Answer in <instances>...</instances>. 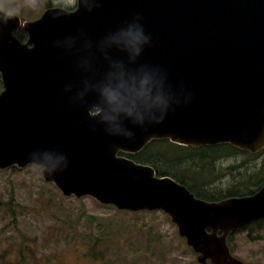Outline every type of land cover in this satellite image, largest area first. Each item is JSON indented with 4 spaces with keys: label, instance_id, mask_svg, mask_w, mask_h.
<instances>
[{
    "label": "water",
    "instance_id": "1",
    "mask_svg": "<svg viewBox=\"0 0 264 264\" xmlns=\"http://www.w3.org/2000/svg\"><path fill=\"white\" fill-rule=\"evenodd\" d=\"M131 25L151 38L139 53L121 38ZM20 26L14 16L0 27V169L26 168L32 152L50 167L65 156L67 167L42 173L66 197L163 211L201 264H247L227 238L264 220V187L207 202L119 153L157 139L264 148V0H78L25 23L26 44L13 36ZM120 85L132 115L91 116L102 89ZM140 91L161 102L141 104Z\"/></svg>",
    "mask_w": 264,
    "mask_h": 264
},
{
    "label": "rangeland",
    "instance_id": "2",
    "mask_svg": "<svg viewBox=\"0 0 264 264\" xmlns=\"http://www.w3.org/2000/svg\"><path fill=\"white\" fill-rule=\"evenodd\" d=\"M76 2L0 0V5L25 20H34L43 14L46 4L67 8ZM228 148L215 149L209 154L229 151ZM207 151L204 149L200 156H205ZM153 159L167 166L157 156ZM212 162L214 165L211 163L204 170L213 171L212 187L210 184L202 187L205 192L224 193L243 177L247 184L241 185L246 193L264 186V151L255 155L232 153ZM236 163L242 164L237 167ZM204 172L200 174L203 181L207 178ZM185 179L189 184L194 182L188 175ZM201 180L197 181L201 183ZM230 243L234 254L243 261L264 264V223L234 234ZM10 262L200 264L197 254L179 235L177 226L166 213H130L102 205L91 197H64L55 186L45 182L41 169L36 166L0 170V264Z\"/></svg>",
    "mask_w": 264,
    "mask_h": 264
},
{
    "label": "trees",
    "instance_id": "3",
    "mask_svg": "<svg viewBox=\"0 0 264 264\" xmlns=\"http://www.w3.org/2000/svg\"><path fill=\"white\" fill-rule=\"evenodd\" d=\"M229 147V151H224L226 153L217 152V154H209L208 156H200V152H204V149H193L191 147H183L176 144H173L169 141H156L152 144H150L147 148H145L142 152L129 156L132 159H135L137 162L148 164L153 166L159 175H170L174 178H176L181 183L187 185L193 192L197 194L198 197L207 199V200H218L229 196H237L244 194L246 191H244L241 184H247L244 177L241 181H236V183L231 184L230 188H238V189H230V190H224V193H209L205 192V188L207 185L210 184L212 187L213 180L211 179V176L213 174V171L205 170V167H207L209 164H213V160H216L221 155L225 156H232V153H241L239 150L232 148L230 146H222V148ZM221 147H215L211 148L213 150L220 149ZM224 153V154H222ZM158 157V159L161 160V163H165L167 166H162L159 163L154 161V157ZM235 158V157H234ZM207 160H210L209 162H206ZM242 163L236 164L237 167L241 166ZM194 171V173H193ZM204 172L207 176L206 180H201V173ZM185 175H188L191 177L196 183L189 184L186 179ZM242 178V177H241ZM201 180L199 183L197 180ZM200 186H198V185ZM239 184V185H238ZM219 188V185H217L216 189ZM204 189V190H203ZM94 257L97 259L98 256L94 255Z\"/></svg>",
    "mask_w": 264,
    "mask_h": 264
},
{
    "label": "clouds",
    "instance_id": "4",
    "mask_svg": "<svg viewBox=\"0 0 264 264\" xmlns=\"http://www.w3.org/2000/svg\"><path fill=\"white\" fill-rule=\"evenodd\" d=\"M14 15L15 13L11 10L0 13V27L5 26L8 21H11ZM121 38L127 46L134 49L137 53L141 51L143 45L151 42L150 36L145 34L144 28L141 25L129 26V29L126 32L121 33ZM144 87L147 88V82H145ZM125 92H127V89L123 85L115 88L112 86L104 87L102 89L101 95L105 100V106L103 108L100 106L92 107L89 110L91 116H99L102 121L116 119V115H110L109 113L119 114L123 112L131 116L133 108L136 105L133 101L132 106H128L129 97L124 94ZM138 96L140 98L141 104L143 105L159 104L161 102L159 97H156L155 101H152L151 93H149L148 91H140L138 93ZM132 135L133 134L131 132L128 133L129 137H131ZM29 155L31 158V162L49 175H54L60 167H67V158L65 156H61L60 163H57L56 165L50 167L49 163H45L36 159L35 152H32Z\"/></svg>",
    "mask_w": 264,
    "mask_h": 264
},
{
    "label": "flooded vegetation",
    "instance_id": "5",
    "mask_svg": "<svg viewBox=\"0 0 264 264\" xmlns=\"http://www.w3.org/2000/svg\"><path fill=\"white\" fill-rule=\"evenodd\" d=\"M9 264H12L11 262Z\"/></svg>",
    "mask_w": 264,
    "mask_h": 264
}]
</instances>
